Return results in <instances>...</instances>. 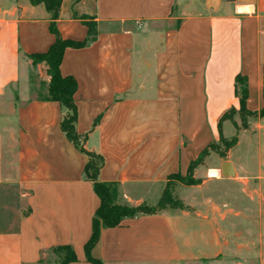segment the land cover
Here are the masks:
<instances>
[{
    "label": "crops",
    "instance_id": "1",
    "mask_svg": "<svg viewBox=\"0 0 264 264\" xmlns=\"http://www.w3.org/2000/svg\"><path fill=\"white\" fill-rule=\"evenodd\" d=\"M52 20L44 2L0 0V264H49L60 245L75 250L69 264H93L84 246L100 198L85 176L89 156L61 128L69 110L40 97L50 76L30 56L55 41ZM87 21L95 36L68 47L60 66L78 84L75 128L104 159L99 180L116 182L131 206H155L169 176L186 174L219 138L223 114L239 110L238 75L247 81V108L264 106V0H62L63 39H89ZM228 123L225 137L250 143L246 167L231 159L230 204L207 190L183 197L191 194L185 184L174 191L187 209L103 228L92 256L103 264H223L231 253L233 264H264V117L245 129L233 124L231 137ZM241 171L257 181L241 183ZM209 181L219 180L203 176L201 189Z\"/></svg>",
    "mask_w": 264,
    "mask_h": 264
},
{
    "label": "trees",
    "instance_id": "2",
    "mask_svg": "<svg viewBox=\"0 0 264 264\" xmlns=\"http://www.w3.org/2000/svg\"><path fill=\"white\" fill-rule=\"evenodd\" d=\"M33 3L44 2L47 10L52 14V22L50 30L55 34V41L48 48L47 51L41 53H34L30 56L33 58L34 63L45 62L47 65V73L50 76V80L47 85V91L45 94H40L42 99L55 100L65 106L69 113L61 121V128L67 135V137L75 144V146L82 152L89 156V161L85 167V176L92 180L94 183V190L100 198V205L95 212L92 224V234L89 240L86 242L84 248L87 259L93 264H103V262L92 256V250L99 242L101 231L103 228L116 227L121 224L124 218L134 217L140 213H155L165 208L173 209H187L188 207L182 201L173 188H170V180L155 206L148 207L146 204L138 206H131L123 201L122 195L119 191V186L116 182H106L99 180V171L104 164L102 156L90 152L85 149L81 144V135L77 132L75 124L77 121V104L75 101V94L77 91V81L73 76H64L61 73V63L65 50L68 47L80 48L88 44L93 36L96 34V27L93 22L87 21L86 24L89 28V39L82 41L63 39L56 27V19L59 17V10L62 0H32ZM91 36V38H90ZM237 82L239 84L240 108L237 110L232 107L229 111L225 112L219 122V134L223 137L222 123L226 119H230L235 127L239 130L240 126L234 120V115L238 112L243 121L242 126L248 127L247 118L249 117H264V106L259 111H252L247 108L248 88L246 78L242 75L237 76ZM229 144L231 147L238 142V136H234ZM208 144L199 154V156L193 160L189 166L188 173H192L193 170L203 164V157L208 154ZM180 173L171 174L169 179L180 177ZM187 185L197 184V180H186L184 182ZM54 251L60 256V264H69L72 261H76L77 255L75 250L70 245H60L54 248Z\"/></svg>",
    "mask_w": 264,
    "mask_h": 264
},
{
    "label": "rangeland",
    "instance_id": "3",
    "mask_svg": "<svg viewBox=\"0 0 264 264\" xmlns=\"http://www.w3.org/2000/svg\"><path fill=\"white\" fill-rule=\"evenodd\" d=\"M36 76V75H35ZM35 83L41 85L43 83L42 80H40V78H36L35 79ZM238 113V112H237ZM235 114L234 117H236V115L239 114ZM252 118L254 117H249L247 118V122H248V127H249V120H252ZM237 124L239 126H241L243 129H245L242 124L243 121L240 118V115L237 117ZM247 127V128H248ZM224 133L226 134V136L231 137L233 136L236 132H235V128L233 123H228L224 126ZM245 137V134H244ZM232 138H227L223 135V137L221 138L219 136V138H217L216 140L212 141L210 144V146L208 147V154L206 156L203 157V162L205 163L203 166H197L192 173H186V174H180V177H175V178H171L170 180V188H173L178 194H180L181 190H183V187L185 186V181L186 180H197L198 183L197 184H193V185H189L191 188L188 191H191V194L188 193L187 191L183 192V197H195L197 199L201 198V193L206 192L208 193L209 197H212L214 200L217 201H225L224 203H228L230 204L231 202V184H230V180H232L233 178H237V176L234 177H224L221 173L219 174V176H212L210 175V171L212 169H220L221 168V164L228 160L231 161V159L237 163H239L240 165H243L244 167H246L248 165V162L250 161L248 159V156L250 155L249 151H250V143H249V139L248 138H241V142L239 143V138H238V142L236 145L234 146H230L229 144L231 143ZM238 145V146H237ZM237 146V147H235ZM253 156V154H252ZM200 168V169H199ZM200 170V171H199ZM203 176L205 178H215L217 180H219L217 183H214L213 181H209L208 184H206L203 188L201 189V187L199 186V184L202 183V178ZM248 181H257V179L253 178L252 174H248L246 173V171H241L240 174V182L241 183H245ZM227 193V195H225ZM242 196L241 199L245 200L246 203L244 201L243 204H247V196L246 194H244L243 192H241ZM148 207H150L151 205L146 204ZM229 215V213H228ZM232 227V226H231ZM55 252V251H54ZM50 253L49 257L47 256V260L49 261V264H55L57 263V253ZM236 256H232L231 253L228 254L227 256H225L223 258V262L225 264H233V263H237L238 260H236ZM239 261H244L246 262V260H241L239 259ZM216 261L214 259L212 260H193L191 264H215ZM223 263V264H224Z\"/></svg>",
    "mask_w": 264,
    "mask_h": 264
},
{
    "label": "water",
    "instance_id": "4",
    "mask_svg": "<svg viewBox=\"0 0 264 264\" xmlns=\"http://www.w3.org/2000/svg\"><path fill=\"white\" fill-rule=\"evenodd\" d=\"M228 1H233V0H228ZM221 174L224 177H234L236 176V171L234 164L231 161H224L221 166Z\"/></svg>",
    "mask_w": 264,
    "mask_h": 264
},
{
    "label": "bare ground",
    "instance_id": "5",
    "mask_svg": "<svg viewBox=\"0 0 264 264\" xmlns=\"http://www.w3.org/2000/svg\"><path fill=\"white\" fill-rule=\"evenodd\" d=\"M210 175H212V176H219V171L216 170V169H212V170L210 171Z\"/></svg>",
    "mask_w": 264,
    "mask_h": 264
}]
</instances>
